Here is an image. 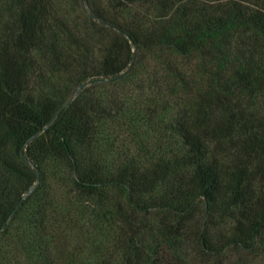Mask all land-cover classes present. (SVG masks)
Instances as JSON below:
<instances>
[{"label": "trees", "instance_id": "1", "mask_svg": "<svg viewBox=\"0 0 264 264\" xmlns=\"http://www.w3.org/2000/svg\"><path fill=\"white\" fill-rule=\"evenodd\" d=\"M80 3L90 24L114 33L97 65L85 32L53 0H12L17 12L4 26L0 264H81L77 246L51 261L37 230L63 220L81 231L77 209L85 210L87 240L96 217L107 222L99 225L105 242L86 264H256L264 252V0ZM135 3H147L148 16L109 15ZM38 54L68 73L63 91L34 92ZM148 54L172 59H163L166 86L156 82L148 95L152 112L161 100L178 107L158 124L147 165L126 155L114 167L106 160L113 142L101 143L99 125L127 104L121 80L155 81L136 72ZM183 56L194 59L188 72L172 58ZM101 82L113 87L106 98L92 89ZM63 196L73 200L61 204ZM22 225L36 230L23 242ZM5 240L24 262H9ZM234 252L251 258L225 260Z\"/></svg>", "mask_w": 264, "mask_h": 264}, {"label": "rangeland", "instance_id": "2", "mask_svg": "<svg viewBox=\"0 0 264 264\" xmlns=\"http://www.w3.org/2000/svg\"><path fill=\"white\" fill-rule=\"evenodd\" d=\"M55 5L57 6L56 11L58 14V9L60 12H64L65 15H68L69 23L68 25L76 26L80 25L81 31L85 32V35L88 37V45L91 47V57L90 62L91 65H97L100 61L103 48L113 36V30L104 28L103 25L100 23L90 24L89 18L87 17L88 11L83 9V5L80 3V0H53ZM12 0H0V41L2 38L4 26L8 22H12L13 18L17 12L16 7H11ZM109 9V15H113L114 13L117 14L118 18H129L131 17L134 12L138 15H142L144 17L148 16L149 6L147 3H135L131 6V8L126 11L123 10H113ZM68 37H62L63 44L67 42ZM160 53V52H156ZM174 58L175 63H177L178 69L181 68L185 71H189L191 68L194 67V59L190 57H172ZM163 59H171L169 56L165 54H161V56H153L152 54H148L143 59H139L137 64L135 65L136 72L144 75L145 72H150L152 78H155L153 83L146 80L145 84H141V86L136 87L135 85L138 84L134 81H130L128 78H125L120 81L117 86L121 88L120 90L123 91V94H126V97L123 99L127 104L123 109H119V112L116 113L113 118H104L100 123L101 129V143L110 144L113 142V146H107L109 150L110 159L107 158L106 160L112 162V165L115 167V163L120 161L121 159H125L126 155H130L134 157V162L136 164H146L150 161V159L154 156V137L158 136L159 131L161 128L159 125L163 122H166L168 117H170L178 107L177 105L173 104L171 106H166L165 100H161L157 106V109L152 112V105L149 104L148 95H152V89L154 83L157 82V86L160 85L162 90L164 87L161 85L166 86L164 81V71L166 70V66L163 64ZM172 60V59H171ZM38 64L40 68H38L32 74V85L34 92L38 93H54L57 89L61 88L63 91V86L67 84L68 81V73L56 71L54 67L48 65L45 59L38 54ZM172 67L175 64H171ZM150 85V86H149ZM159 86L157 87L160 88ZM96 88L97 93L101 96H105V98L112 93L113 87L109 83H100L96 86H93L92 89ZM166 91H164L165 93ZM130 97V99H128ZM114 107L115 103L113 104ZM179 105H184L181 103ZM112 113H114L112 111ZM159 124V125H158ZM3 146L0 145V150ZM61 163V162H60ZM58 163L53 162V165H57ZM52 165V166H53ZM60 165V164H58ZM59 203L66 204V202L71 201L73 199L69 197L63 196L59 198ZM89 202V201H88ZM85 207H83L84 209ZM85 210L82 212L81 209H77L75 211V215L80 219V224H82L83 228L86 229V214L84 213ZM51 213L49 214V216ZM63 221V220H62ZM59 221H48L53 226H45V228H39L42 235V245H45L47 249L48 256L51 261L54 262H61L63 259L58 255V250L64 247L70 250L73 247L77 246L79 253L77 255V262L81 264L89 263L93 261L95 257L98 256V249L99 245H102L105 241L103 234H105L104 228L99 229V225L105 227V224H102L99 220V217L93 220L94 227L91 226L93 230L91 232L92 238L87 240L88 233L82 232L78 230V228L65 229V223ZM21 226V225H20ZM23 231H25L26 235L22 237V242L27 241V238L34 233L36 230H32L33 228L25 227L22 225ZM108 229L110 227L107 226ZM21 229V227H20ZM19 229V231H20ZM71 229V230H70ZM13 230H17L14 227ZM35 235V234H34ZM94 237V239H93ZM93 239V240H92ZM103 240V241H102ZM11 243V242H10ZM5 245L8 249L7 258H9V262H14V257L17 256L20 262L25 261V254L21 249L12 248L10 245L7 244V240H5ZM27 246L26 244H24ZM190 248V244H188ZM234 254V255H233ZM230 256L226 257L225 260H236L241 262L244 260L245 263H248V259L251 258V255H247L243 252L241 253H233ZM16 255V256H15ZM258 257L255 260L256 264H264V252L261 254H257ZM253 258V257H252ZM254 260V259H253Z\"/></svg>", "mask_w": 264, "mask_h": 264}]
</instances>
